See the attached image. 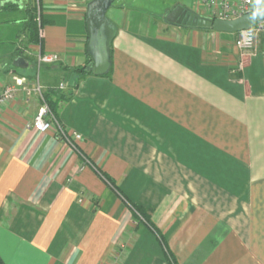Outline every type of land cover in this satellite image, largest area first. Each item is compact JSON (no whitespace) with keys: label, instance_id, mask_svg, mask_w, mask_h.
I'll list each match as a JSON object with an SVG mask.
<instances>
[{"label":"crops","instance_id":"1","mask_svg":"<svg viewBox=\"0 0 264 264\" xmlns=\"http://www.w3.org/2000/svg\"><path fill=\"white\" fill-rule=\"evenodd\" d=\"M11 1L0 90L24 84L0 109L4 263L264 264V32L243 56L237 33L166 22L178 6L211 19L201 0H116L111 75L82 77L92 0H39L41 43L37 0ZM39 52L60 61L18 70ZM38 85L74 145L29 127Z\"/></svg>","mask_w":264,"mask_h":264},{"label":"water","instance_id":"2","mask_svg":"<svg viewBox=\"0 0 264 264\" xmlns=\"http://www.w3.org/2000/svg\"><path fill=\"white\" fill-rule=\"evenodd\" d=\"M116 0H92L87 5L86 22L88 42L86 53L92 61V70L95 76H106L112 67L111 47L116 38L118 28L107 15ZM166 21L172 25L186 27H204L217 33L235 34L250 30L257 24L264 22V0H258L255 9L242 17L232 20H209L189 12L182 6L171 11ZM16 67H21L22 60L14 62ZM27 66V65H25Z\"/></svg>","mask_w":264,"mask_h":264},{"label":"built area","instance_id":"3","mask_svg":"<svg viewBox=\"0 0 264 264\" xmlns=\"http://www.w3.org/2000/svg\"><path fill=\"white\" fill-rule=\"evenodd\" d=\"M258 0H201L200 7L207 10L211 19H221V20H232L242 17L246 14L251 13L255 7ZM39 0H37V15L36 20L41 28V16L39 10ZM199 6L197 7V13L201 10ZM264 32V22H261L254 26L250 30H244L237 33V38L235 40V47L240 52L241 55L253 54L256 50L258 36ZM60 61V57L57 54H45L39 52L37 54L38 66L42 65H53ZM243 64L237 65V70H242ZM15 85L11 87H6L0 90V109L6 104L10 103L16 98V94L19 88L23 86L24 83L21 80L16 79ZM63 84L61 88H63ZM26 90V89H25ZM27 95L32 93L38 94L42 100L43 104L40 107L33 123L29 126L39 133H46L53 128L59 133L62 139L67 140L70 144L74 145L75 142L81 140V135L74 133L69 134L60 124L57 117L54 115L51 108L46 103L41 86L38 85L33 89L26 90Z\"/></svg>","mask_w":264,"mask_h":264},{"label":"trees","instance_id":"4","mask_svg":"<svg viewBox=\"0 0 264 264\" xmlns=\"http://www.w3.org/2000/svg\"><path fill=\"white\" fill-rule=\"evenodd\" d=\"M18 8H20V5L18 3H16V2H14V1H11V0H0V12L1 11L14 10V9H18ZM29 11H30V17H29V21H28V24H27V28H28V30L31 31L32 34L36 33L35 30H37V33H36V35H37L36 36V41L38 43H41V41H40L41 39H40L39 33H38L39 32L38 31L39 26H37L36 25L37 23H35L36 13H35V11L33 9H29ZM209 20H214V19H209ZM42 27H43V25H42ZM195 29L211 30V31H213L212 29H208V28H204V27H197ZM92 66L93 65L91 64L90 66L82 67L79 70H77V72H79L82 75V77H86V76L93 75ZM110 75H111V71L107 75V77L110 76ZM98 172L100 173V171H98ZM100 174H101V176H103V178L105 180H107L108 182L110 181V179H108L106 177V175H104L102 173H100ZM110 184L112 185V183H110ZM130 206L143 218V220L147 223V225H151L150 218H148L146 215H144V213H143V211H142V209L140 207H138L136 205H130ZM0 264H5L4 261H3V259L1 258V256H0Z\"/></svg>","mask_w":264,"mask_h":264},{"label":"rangeland","instance_id":"5","mask_svg":"<svg viewBox=\"0 0 264 264\" xmlns=\"http://www.w3.org/2000/svg\"><path fill=\"white\" fill-rule=\"evenodd\" d=\"M157 4H158L157 2L152 3V7L147 4V12H153V13H158L159 14V11L157 9H154V6L157 5ZM20 6H21V8H19V9H23V6L24 5L23 4H20ZM159 6H161V4H159ZM4 15H5V13H4ZM1 32H2V34H1ZM4 35H5V33L0 28V66L3 64V58H2L3 54H5V52L7 51V49H9L10 47H12V44L10 43L11 42L10 39H7L6 41H3V40H5V39H2V38H4ZM15 47L13 49V52L14 53H16V48H17V47L15 48ZM29 63H30V68L29 69H21V68H19L18 70L20 72L27 71V70H32L35 79H37V78L40 77V71H41L42 76L44 77V71H46L45 65H42V66L39 67L38 64L36 65L32 61H29Z\"/></svg>","mask_w":264,"mask_h":264}]
</instances>
